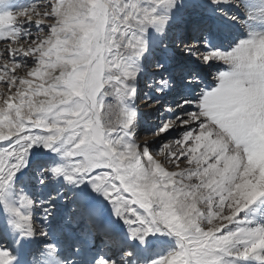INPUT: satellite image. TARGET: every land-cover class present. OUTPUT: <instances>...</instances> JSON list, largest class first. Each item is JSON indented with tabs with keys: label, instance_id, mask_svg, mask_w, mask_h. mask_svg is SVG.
Wrapping results in <instances>:
<instances>
[{
	"label": "snow or ice",
	"instance_id": "snow-or-ice-1",
	"mask_svg": "<svg viewBox=\"0 0 264 264\" xmlns=\"http://www.w3.org/2000/svg\"><path fill=\"white\" fill-rule=\"evenodd\" d=\"M18 3L0 264H264V0Z\"/></svg>",
	"mask_w": 264,
	"mask_h": 264
},
{
	"label": "rangeland",
	"instance_id": "rangeland-1",
	"mask_svg": "<svg viewBox=\"0 0 264 264\" xmlns=\"http://www.w3.org/2000/svg\"><path fill=\"white\" fill-rule=\"evenodd\" d=\"M255 2L257 4H259V0H255ZM28 3H30V0H19V3L16 6H14L12 10L17 11V10H19V8L26 6ZM225 68H226V66H223V65L221 66V70H225ZM142 139H143V137H142ZM148 139H152V138L149 137Z\"/></svg>",
	"mask_w": 264,
	"mask_h": 264
}]
</instances>
